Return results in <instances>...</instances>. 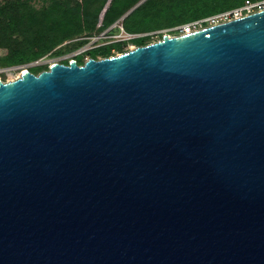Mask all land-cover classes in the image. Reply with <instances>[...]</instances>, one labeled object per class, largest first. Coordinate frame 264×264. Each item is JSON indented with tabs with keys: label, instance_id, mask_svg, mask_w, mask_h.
<instances>
[{
	"label": "water",
	"instance_id": "water-1",
	"mask_svg": "<svg viewBox=\"0 0 264 264\" xmlns=\"http://www.w3.org/2000/svg\"><path fill=\"white\" fill-rule=\"evenodd\" d=\"M0 264H264V10L0 80Z\"/></svg>",
	"mask_w": 264,
	"mask_h": 264
},
{
	"label": "trees",
	"instance_id": "trees-1",
	"mask_svg": "<svg viewBox=\"0 0 264 264\" xmlns=\"http://www.w3.org/2000/svg\"><path fill=\"white\" fill-rule=\"evenodd\" d=\"M1 0L0 1V64L29 61L54 48L56 53L72 49L88 37L72 39L84 32H93L110 24L137 0ZM244 0H142L127 13L120 23L126 33H141L170 29L181 23L200 18L241 4ZM40 2V3H38ZM162 32L158 33L159 38ZM150 34L128 38L135 45L150 41ZM66 41V42H64ZM57 48V45L63 43ZM125 51L122 40H108L84 51L98 58ZM83 53L72 58L84 62ZM69 60L64 59L63 63ZM47 64H36L29 70L38 73Z\"/></svg>",
	"mask_w": 264,
	"mask_h": 264
},
{
	"label": "rangeland",
	"instance_id": "rangeland-1",
	"mask_svg": "<svg viewBox=\"0 0 264 264\" xmlns=\"http://www.w3.org/2000/svg\"><path fill=\"white\" fill-rule=\"evenodd\" d=\"M38 3H40V2H38ZM148 32L152 33L150 40H153V39H157L159 37L158 36L159 32H162V34H163L164 32L165 33L168 32V29H156V30H152V31H148ZM148 32H141V33H134V34H143V33H148ZM85 36L88 37L87 42H85V43H83L77 47H74L72 49L63 50L61 53H56L54 51V48H53V49L47 51L46 53L40 55L39 57H36L34 59V61H32V63L27 65L26 67L29 68V67L36 65V64H47V65H49L53 61L62 62L64 59L70 60V59H72L73 56H75L79 53L85 54L84 53L85 50L82 52H79L80 49H82V48L88 49L94 45L106 42L108 40H115V39L122 40V47L124 50L132 48L135 45L131 41H129V39L127 37V33L124 31V29L120 23V20L113 22V24H111L109 26L107 25V26L101 28L100 30L93 31V32H84V33H81L79 35L73 36L72 39H75V38L77 39L79 37H85ZM64 42H66V41H64ZM64 42L57 45V48L59 46H62L64 44ZM112 51L114 53H119L115 49H112ZM3 53H4V49L0 48V54H3ZM87 57H88V55L85 54L83 56L84 60ZM18 70L19 69H16L13 71L10 70L7 73L2 74V78L5 80L11 79L18 73Z\"/></svg>",
	"mask_w": 264,
	"mask_h": 264
},
{
	"label": "built area",
	"instance_id": "built-area-1",
	"mask_svg": "<svg viewBox=\"0 0 264 264\" xmlns=\"http://www.w3.org/2000/svg\"><path fill=\"white\" fill-rule=\"evenodd\" d=\"M261 10H264V0H244L241 4L237 6H234V7L225 9V10H221L216 13H212V14L173 26L170 29L176 30V32L174 33L164 32L163 34L178 35V34H183V33H189L194 30H198V29L210 26V25L225 22V21L238 18L244 15L250 14V13L261 11ZM144 34H150L152 36V33L148 32V33H143V34L127 33V37L130 38V37L144 35ZM157 39H160V38L158 37ZM157 39L150 40L149 42H153ZM86 49L87 48H82L79 50V52H82ZM34 59L21 62V63L0 64V80L5 81V79L2 78V74L7 73L10 70L13 71V70L19 69L18 73L13 78L18 77L23 70L29 69L26 66L31 64L32 61H34Z\"/></svg>",
	"mask_w": 264,
	"mask_h": 264
}]
</instances>
